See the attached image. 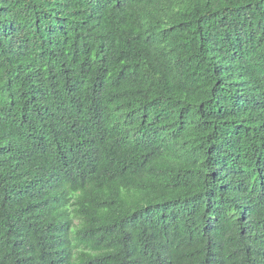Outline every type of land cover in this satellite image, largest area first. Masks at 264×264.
Returning a JSON list of instances; mask_svg holds the SVG:
<instances>
[{
    "label": "trees",
    "instance_id": "trees-1",
    "mask_svg": "<svg viewBox=\"0 0 264 264\" xmlns=\"http://www.w3.org/2000/svg\"><path fill=\"white\" fill-rule=\"evenodd\" d=\"M0 264H264V0H0Z\"/></svg>",
    "mask_w": 264,
    "mask_h": 264
}]
</instances>
